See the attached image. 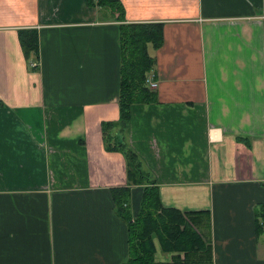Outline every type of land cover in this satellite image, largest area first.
<instances>
[{
  "label": "crops",
  "instance_id": "obj_1",
  "mask_svg": "<svg viewBox=\"0 0 264 264\" xmlns=\"http://www.w3.org/2000/svg\"><path fill=\"white\" fill-rule=\"evenodd\" d=\"M107 1L120 9L0 0V264L127 263L116 197L129 191L133 220L142 187L101 124L118 119L133 23L162 25L148 47L157 103L131 106L117 139L163 208L197 214L211 261L190 264H264V0ZM34 34L37 54L21 42ZM155 246L157 262L175 256Z\"/></svg>",
  "mask_w": 264,
  "mask_h": 264
},
{
  "label": "trees",
  "instance_id": "obj_2",
  "mask_svg": "<svg viewBox=\"0 0 264 264\" xmlns=\"http://www.w3.org/2000/svg\"><path fill=\"white\" fill-rule=\"evenodd\" d=\"M94 2L100 6L120 9L119 4L108 3L107 0H90L93 6L96 5ZM21 42H25V48L37 52L35 34ZM119 42L122 56L119 68L118 119L116 122H103L101 126L106 134V150L120 151L126 160L127 184L142 187L140 209L133 220L129 210L123 208L129 191L121 189L116 197L122 200V204L117 207L118 216L127 226L128 258L125 264H190L197 254L203 258L202 262L209 263L211 247L198 231L194 218L197 214L163 208L149 174L126 147L125 142L117 139L115 133L116 130L120 135L126 133L131 106L157 103L155 90H151L146 84L147 75L153 71L155 64L154 58L148 54V47L158 50L162 46V25L123 24L120 26ZM259 216L264 217V205L260 207ZM155 241L163 253L175 254L170 262L156 261Z\"/></svg>",
  "mask_w": 264,
  "mask_h": 264
},
{
  "label": "built area",
  "instance_id": "obj_3",
  "mask_svg": "<svg viewBox=\"0 0 264 264\" xmlns=\"http://www.w3.org/2000/svg\"><path fill=\"white\" fill-rule=\"evenodd\" d=\"M31 66L33 68H36L37 67V64L35 62H33L31 64ZM146 84L148 85V87L151 89V90H155L157 88V83L154 81V79L152 77H148L146 79ZM264 226V224H262Z\"/></svg>",
  "mask_w": 264,
  "mask_h": 264
},
{
  "label": "rangeland",
  "instance_id": "obj_4",
  "mask_svg": "<svg viewBox=\"0 0 264 264\" xmlns=\"http://www.w3.org/2000/svg\"><path fill=\"white\" fill-rule=\"evenodd\" d=\"M125 160V159H124ZM125 163H126V160H125ZM264 218V217H263Z\"/></svg>",
  "mask_w": 264,
  "mask_h": 264
}]
</instances>
